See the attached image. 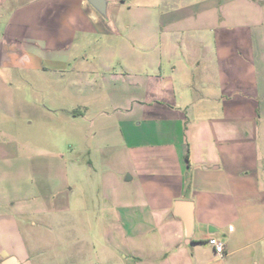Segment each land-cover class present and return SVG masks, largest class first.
I'll use <instances>...</instances> for the list:
<instances>
[{"label": "rangeland", "instance_id": "374dc122", "mask_svg": "<svg viewBox=\"0 0 264 264\" xmlns=\"http://www.w3.org/2000/svg\"><path fill=\"white\" fill-rule=\"evenodd\" d=\"M196 1L200 0H112L98 33L77 34L66 69L45 68L35 60L24 67H3L0 59V248L17 254L24 264H137L129 254L135 241H126L110 222L117 221L115 211L109 217L106 213L108 199H122L129 191L131 151L137 152L121 127L134 120L132 127L138 130V121L151 117L150 112L165 110L161 105L177 110L188 95L212 92L211 70L218 62L210 57H222L223 74L247 66L228 62L225 41L236 55L244 53L240 58L254 59L264 73V17H242L247 23H260L246 31L254 37L252 46L246 32L221 28L218 52L212 51L201 43L208 31L205 40L211 43L210 29L189 31L192 25H202V18L183 19ZM48 18L45 23L63 24ZM171 19H182V26L176 27L186 26L184 31L174 33ZM232 23L230 18L221 20L222 26ZM182 38L192 52L182 47ZM47 50L39 47V54L52 56ZM173 54L191 57L188 77L183 69L173 70L171 62L181 65ZM236 55L232 58H239ZM199 57L201 66L196 65ZM127 64L145 73L125 74ZM169 74L173 84L164 81ZM258 82L262 91L263 74ZM203 237L200 231L195 236L198 245L187 247L184 242L169 250L166 260L143 253L144 261L173 263L174 250L181 247L180 264H192L195 256L206 262L212 255L222 258ZM153 252H160L156 242Z\"/></svg>", "mask_w": 264, "mask_h": 264}, {"label": "crops", "instance_id": "0c3cea01", "mask_svg": "<svg viewBox=\"0 0 264 264\" xmlns=\"http://www.w3.org/2000/svg\"><path fill=\"white\" fill-rule=\"evenodd\" d=\"M51 6L56 10L50 13ZM191 6L194 10L189 9L183 19L198 22L202 18V25L190 24L189 31L210 29L214 35L211 43L205 40L209 31L201 43L217 52L218 29L250 32L260 23H247L242 17H264V0H200ZM46 17L64 25L45 23ZM105 18L87 0H0L1 65L24 67L35 60L45 68L66 69L72 63L70 51L75 49L77 34L98 33ZM225 18L234 23L222 26ZM180 20L169 22L174 33L186 28H180ZM238 20L241 23H235ZM247 32L244 37L250 43L253 36ZM224 46L228 62L248 65L223 74L222 57L209 56L212 63L218 62L211 70L215 74L212 92L196 98L188 95L177 110L161 105L166 107L164 111H152L151 117L136 122L138 130L132 127L134 120L121 127L129 146L137 152L131 151L129 191L122 199L116 195L108 199L106 213L109 217L115 211L117 221L111 218L110 222L121 229L126 241H135L129 254L137 264H147L143 253L166 260L168 251L184 242L187 247L198 245L195 236L200 231L205 233V243L211 236L223 240L224 255L213 248L225 260L223 264H264V89L261 91L258 82L264 73L257 69L254 59L240 58L243 52L236 55L228 41ZM39 47H47L52 56L39 54ZM182 47L193 51L183 38ZM234 55L239 58H232ZM174 56L181 65L171 62L173 70L183 69L188 77L193 68L191 57ZM262 62L264 65V59ZM201 64L199 57L196 65ZM128 66L125 74L145 73ZM173 78L169 74L164 81L173 84ZM202 84L207 82L203 80ZM141 126L145 130L139 131ZM155 242L160 246L159 254L153 252ZM184 248L174 250L173 263L169 264H180ZM11 256L24 264L17 254L0 248V264ZM222 258L212 255L206 262L195 256L189 262L213 264Z\"/></svg>", "mask_w": 264, "mask_h": 264}, {"label": "water", "instance_id": "95a60500", "mask_svg": "<svg viewBox=\"0 0 264 264\" xmlns=\"http://www.w3.org/2000/svg\"><path fill=\"white\" fill-rule=\"evenodd\" d=\"M103 17L108 16V0H87ZM4 264H19L18 260L11 256Z\"/></svg>", "mask_w": 264, "mask_h": 264}, {"label": "built area", "instance_id": "2783aa9c", "mask_svg": "<svg viewBox=\"0 0 264 264\" xmlns=\"http://www.w3.org/2000/svg\"><path fill=\"white\" fill-rule=\"evenodd\" d=\"M207 242L214 246V249L218 254H225V244L223 240L217 236H211L207 239Z\"/></svg>", "mask_w": 264, "mask_h": 264}]
</instances>
